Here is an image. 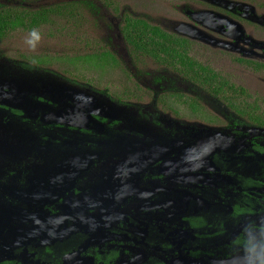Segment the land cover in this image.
Here are the masks:
<instances>
[{
    "label": "flooded vegetation",
    "instance_id": "1",
    "mask_svg": "<svg viewBox=\"0 0 264 264\" xmlns=\"http://www.w3.org/2000/svg\"><path fill=\"white\" fill-rule=\"evenodd\" d=\"M222 9L230 14L188 15L225 37L230 49L207 44L202 39L220 38L198 28L196 39L243 66L264 70V52L244 47L264 51V42L231 18L261 26L264 17L249 6L222 2ZM158 27L187 39L196 57L186 35L193 26L183 22L178 34ZM111 53L116 60L103 68L118 66ZM74 84L62 105L51 84L46 98L40 84L37 95L26 93L45 110L0 103V264H232L248 233L264 234V125L248 124V115L235 110L227 127H204L199 118L216 119L201 116L208 108L200 91L188 97L176 85L161 91L143 82L130 85L148 90L150 103H131L147 94L139 96V86L111 96L132 107L129 117L116 107H99L100 96L92 97L89 83ZM167 98L178 106L164 103ZM183 110L197 121H183ZM9 122L16 124L13 129ZM9 132L17 137L13 146Z\"/></svg>",
    "mask_w": 264,
    "mask_h": 264
},
{
    "label": "rangeland",
    "instance_id": "2",
    "mask_svg": "<svg viewBox=\"0 0 264 264\" xmlns=\"http://www.w3.org/2000/svg\"><path fill=\"white\" fill-rule=\"evenodd\" d=\"M17 0H0L4 4H12ZM19 6L26 5L37 7L46 4H64L70 0H18ZM237 3L249 5L254 8L258 17H264V0H229ZM7 2V3H6ZM205 0H92L91 3L81 5L74 11H68L62 17H55L50 22L42 25L35 31L38 39L31 34L33 31L23 29L10 33L4 40L0 41V61L4 63L28 64L29 67H39L40 69L52 71L57 74L54 80H45L46 84L54 87L76 89L74 83L82 81L89 83L90 89L93 88L95 96L103 95L115 101L111 96H122L123 90H130L131 87H137L143 92L139 93L140 98L137 101H131L133 104L150 103L149 91L140 85H130L134 82H143L146 85L155 86L154 90H165L166 87L173 88L175 85L182 90V94L192 97L190 92L196 90L204 96L203 104L206 109L201 111V116L210 113L215 122L199 118V124L204 127H227L228 117L237 113L235 109L229 106L222 98L212 94L209 89L203 87L201 90L197 85L189 84L195 81L187 76L178 74L168 66L162 65L152 57L133 54L132 47L126 41L123 35L124 18L126 15L143 18L152 22L166 31L174 32L180 27V24L186 22L188 25L198 28L214 37L216 33L201 27L196 21L189 17L191 11H212L224 15L230 14L229 11L222 9V2ZM197 4V5H196ZM216 4V5H214ZM231 18L240 22L244 26L245 33L254 40L264 42V25H258L239 17ZM178 34V31H175ZM252 35V36H250ZM190 38L193 44L192 52H196V59L208 65H214L221 70L225 78L237 87L244 88L251 98V102L259 100L264 102V70L257 69L252 65L238 63L234 58L225 55L220 47L207 48V44L200 39ZM226 41L225 37H219ZM32 41V43H29ZM211 47V46H210ZM247 50H254L263 55L261 49L251 46H244ZM105 49L115 53L118 59V66L114 67H93L90 64H83L80 56L98 54ZM223 52V53H222ZM240 51H233L234 57H240ZM38 58L45 59V63H39ZM258 58V57H257ZM74 60V62H72ZM125 60L131 64L125 63ZM132 68L134 72L128 67ZM12 66V65H10ZM127 66V68L125 67ZM30 72V71H29ZM31 73V72H30ZM135 74V75H134ZM138 74V75H137ZM73 80V81H72ZM23 82V81H21ZM20 82V83H21ZM61 82V83H60ZM42 85V84H40ZM67 86V87H66ZM182 88H181V87ZM26 85L22 89L26 91ZM23 91V90H22ZM71 92V89H70ZM133 92V90H131ZM138 93L139 90L134 91ZM180 92V90H178ZM24 93V92H23ZM23 95V94H21ZM215 97V98H214ZM170 98V97H169ZM167 98V103L178 106L174 99ZM243 98V97H242ZM241 98V99H242ZM246 99V98H244ZM247 100V99H246ZM11 101H14L11 99ZM19 102H12L15 105L22 106V99ZM26 102V100H25ZM118 106L115 101L114 105ZM36 108L35 105H32ZM124 106V105H122ZM28 107V105H27ZM264 108V104L262 106ZM170 108V107H169ZM176 108V107H175ZM168 111V110H167ZM165 111L169 115L174 112ZM185 111V110H183ZM232 112V113H231ZM180 117L183 121L194 122L195 116L190 111L182 112ZM182 118H180L182 120ZM212 123V124H211ZM217 123V124H216ZM251 124L250 120H247ZM11 128L16 125L13 122L8 123ZM12 129H7L11 131ZM12 135V133H8Z\"/></svg>",
    "mask_w": 264,
    "mask_h": 264
},
{
    "label": "trees",
    "instance_id": "3",
    "mask_svg": "<svg viewBox=\"0 0 264 264\" xmlns=\"http://www.w3.org/2000/svg\"><path fill=\"white\" fill-rule=\"evenodd\" d=\"M92 0H70L64 4H46L37 7L20 5L19 1L12 4L0 2V41L4 40L10 33L23 29L33 31L47 24L55 17H62L68 11H74L81 5L91 3ZM7 3V2H6ZM123 34L126 41L132 47L135 55L149 56L161 64L173 67L183 76L201 85H209L207 88L214 92L215 95L222 98L230 107L241 114L248 115L251 123L264 125V108L263 105L250 102V96L244 88L237 87L229 83L225 75L212 69L207 65L200 63L191 55L189 41L175 34H169L160 27L152 25L142 18H134L126 15L124 18ZM83 64H90L93 67L111 64L112 59L116 57L108 51L98 54L85 55L79 57ZM39 63H45V59L38 58ZM74 62V60H72ZM106 63V64H104ZM19 75L29 76L30 82L41 84L42 80H52L57 76L56 73L39 67H29L28 64L21 63ZM30 71L31 73L27 72ZM2 78L0 77V82ZM35 87L32 85V88ZM9 90V88H5ZM26 93L30 96L33 92L30 86ZM40 97V96H39ZM243 97V98H242ZM183 96L177 98L181 100ZM242 98V99H241ZM246 98V99H244ZM167 104V100H163Z\"/></svg>",
    "mask_w": 264,
    "mask_h": 264
},
{
    "label": "water",
    "instance_id": "4",
    "mask_svg": "<svg viewBox=\"0 0 264 264\" xmlns=\"http://www.w3.org/2000/svg\"><path fill=\"white\" fill-rule=\"evenodd\" d=\"M216 1H220L223 3L231 4V5L249 6L246 4L237 3V2L229 1V0H216ZM249 7H251V6H249ZM251 8H253V7H251ZM186 35L191 37V38L192 37L197 38L198 29L193 27V30L190 32H187ZM202 40L209 45H215V46H220V47L225 48V49H230L229 47H227L225 45L227 43L226 41H222V40L217 41L216 38H209V39H202ZM10 65H12V66H10ZM19 69H21V67L18 64L4 63V62L0 61V77L2 78V81L0 82V103L7 104V105L12 106V107L20 108V106L15 105L12 102H19L18 99H22L23 104L26 103L23 105L25 107L27 105H28V107H33L32 105H35L36 107L39 106L41 109L45 110L47 108V106L45 107V106H43V103L38 102V101L34 100V98L27 96L26 91H24V89H22V85H26L27 86L26 88H28L30 86L31 91L33 92L32 94L37 95L36 91H38V89L34 88V87L32 88V85L33 86L37 85L39 83V81L30 82L31 83V85H30L28 80L29 81L33 80L34 77H33V79H30L29 76H25L22 74L19 75V72H18ZM27 72H29V71H27ZM54 79L55 78L52 77V80H54ZM21 81H23V82H21ZM50 83L52 84V82H50ZM41 84L46 89V92H42V95L46 98V96L49 93V90H48L49 84H46L45 80H42ZM5 88H9V90H5ZM56 88H58L57 89L58 96L56 97V99L60 103V105H62V102H64V94L67 91V88H63V86L62 87H56ZM69 89H71V88L69 87ZM21 94H23V95H21ZM87 97L90 98L91 96L87 95ZM92 97H95V94L92 95ZM11 99H13L14 101H11ZM96 99H98V103L100 104L99 107L103 105L105 110H108V111L113 110L116 107V104H115V106L112 105L115 102L111 101L109 98L97 97ZM25 100H26V102H25ZM91 101L92 100H87L85 102H87V105L90 103V106H88V107L93 108V107H95V105ZM46 103L47 102H45L44 104H46ZM117 105L118 106L116 108L120 109L121 110L120 112H124L127 114V116L132 117V111L130 110L132 107H129L128 105L122 106L121 104H117ZM101 114L108 115L104 110H103V113H101ZM115 114H119V113L116 112ZM8 138H9L8 145L13 146L14 143L12 141L17 139V137L13 136V135H8Z\"/></svg>",
    "mask_w": 264,
    "mask_h": 264
},
{
    "label": "clouds",
    "instance_id": "5",
    "mask_svg": "<svg viewBox=\"0 0 264 264\" xmlns=\"http://www.w3.org/2000/svg\"><path fill=\"white\" fill-rule=\"evenodd\" d=\"M39 38L33 31L31 34ZM32 43V41H29ZM246 244L242 247L240 254L234 258L232 264H264V234L251 232L246 235Z\"/></svg>",
    "mask_w": 264,
    "mask_h": 264
}]
</instances>
